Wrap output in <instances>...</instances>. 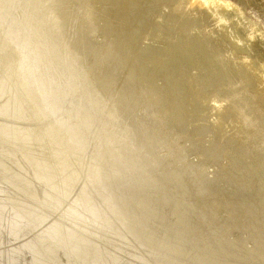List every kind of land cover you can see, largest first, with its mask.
Masks as SVG:
<instances>
[{"label":"bare ground","instance_id":"bare-ground-1","mask_svg":"<svg viewBox=\"0 0 264 264\" xmlns=\"http://www.w3.org/2000/svg\"><path fill=\"white\" fill-rule=\"evenodd\" d=\"M246 13L0 0V264H264V27Z\"/></svg>","mask_w":264,"mask_h":264},{"label":"rangeland","instance_id":"rangeland-1","mask_svg":"<svg viewBox=\"0 0 264 264\" xmlns=\"http://www.w3.org/2000/svg\"><path fill=\"white\" fill-rule=\"evenodd\" d=\"M232 1L237 2L242 8H244V12L245 13L247 12L246 13L247 15H249V14H250V16L252 15V17H254L256 20L260 21V23L264 27V0H232ZM184 162L187 163L188 161L183 160L181 162L176 163V169L178 171H179V169L182 171L181 168L186 164ZM154 168L150 169L151 170L150 171L147 169L143 170V168L142 167L140 168V166H139L136 171L138 172L139 177L142 176V178H144L145 180H150L153 183L155 181V180H153L154 173L152 172V171H154Z\"/></svg>","mask_w":264,"mask_h":264},{"label":"water","instance_id":"water-1","mask_svg":"<svg viewBox=\"0 0 264 264\" xmlns=\"http://www.w3.org/2000/svg\"><path fill=\"white\" fill-rule=\"evenodd\" d=\"M10 192H13V191H10ZM1 196V195H0ZM7 196V195H6ZM7 199V198H6ZM3 200H5V199H3ZM3 206H6V205H3Z\"/></svg>","mask_w":264,"mask_h":264}]
</instances>
